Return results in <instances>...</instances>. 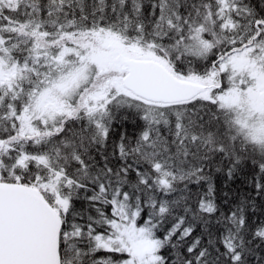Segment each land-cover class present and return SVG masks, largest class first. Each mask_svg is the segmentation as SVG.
<instances>
[{"label": "snow or ice", "instance_id": "6c2138e0", "mask_svg": "<svg viewBox=\"0 0 264 264\" xmlns=\"http://www.w3.org/2000/svg\"><path fill=\"white\" fill-rule=\"evenodd\" d=\"M0 264H264V0H0Z\"/></svg>", "mask_w": 264, "mask_h": 264}]
</instances>
